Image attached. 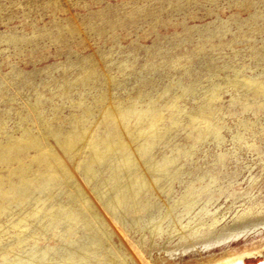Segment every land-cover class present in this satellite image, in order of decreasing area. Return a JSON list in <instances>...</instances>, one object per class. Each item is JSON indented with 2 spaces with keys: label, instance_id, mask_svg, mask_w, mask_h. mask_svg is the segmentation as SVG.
<instances>
[{
  "label": "rangeland",
  "instance_id": "rangeland-1",
  "mask_svg": "<svg viewBox=\"0 0 264 264\" xmlns=\"http://www.w3.org/2000/svg\"><path fill=\"white\" fill-rule=\"evenodd\" d=\"M258 220L264 0H0V264L212 261L264 234L166 250Z\"/></svg>",
  "mask_w": 264,
  "mask_h": 264
},
{
  "label": "bare ground",
  "instance_id": "bare-ground-1",
  "mask_svg": "<svg viewBox=\"0 0 264 264\" xmlns=\"http://www.w3.org/2000/svg\"><path fill=\"white\" fill-rule=\"evenodd\" d=\"M247 233L264 234V220H258L255 222L253 221L252 223L244 224L243 227H241V225L240 226L236 225V228L232 229V231L221 233L220 235H218L216 237H213V236L207 237V238L203 239L200 243H198V242L197 243L194 242V244H190L191 242L186 243V244L182 245L181 247L178 246V247H174L173 249H171L169 251L166 250V252L169 253L172 250H179V248H183V249L188 251V249L190 250V248L198 249V246H201L202 250H205L209 245H213V244L219 243V242L228 241V240L234 238V236H236V237L244 236ZM197 244H200V245H197ZM185 254H183V255H185ZM170 258L174 259V257L171 255H170Z\"/></svg>",
  "mask_w": 264,
  "mask_h": 264
},
{
  "label": "flooded vegetation",
  "instance_id": "flooded-vegetation-1",
  "mask_svg": "<svg viewBox=\"0 0 264 264\" xmlns=\"http://www.w3.org/2000/svg\"><path fill=\"white\" fill-rule=\"evenodd\" d=\"M259 243L261 244L258 245L255 243L249 245L248 250L237 252L236 254H232L230 256H224L212 261H208V259H206L195 262L194 264H264V240ZM217 256L219 255H216V257Z\"/></svg>",
  "mask_w": 264,
  "mask_h": 264
}]
</instances>
